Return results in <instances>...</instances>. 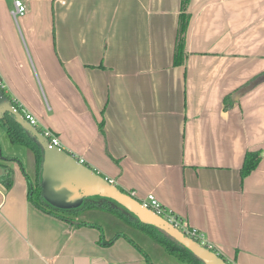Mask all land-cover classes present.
<instances>
[{
    "label": "crops",
    "instance_id": "0c3cea01",
    "mask_svg": "<svg viewBox=\"0 0 264 264\" xmlns=\"http://www.w3.org/2000/svg\"><path fill=\"white\" fill-rule=\"evenodd\" d=\"M15 1L0 0V77L39 126L119 189L154 194L232 264H264V0H191L181 65L182 0H22L16 17ZM248 152L262 160L243 179ZM23 153L0 158L13 172L0 264L161 263L166 251L127 225L79 219L104 212L97 200L72 209L84 225L35 206L42 171Z\"/></svg>",
    "mask_w": 264,
    "mask_h": 264
},
{
    "label": "water",
    "instance_id": "95a60500",
    "mask_svg": "<svg viewBox=\"0 0 264 264\" xmlns=\"http://www.w3.org/2000/svg\"><path fill=\"white\" fill-rule=\"evenodd\" d=\"M7 114L14 116L17 122L37 139L44 150L41 186L43 198L48 205L58 210H72L95 197L108 199L134 214L142 224L164 231L192 251L204 264H229L216 253L187 237L161 216L144 208L139 200L122 192L67 151L50 147L47 138L17 112L9 98L0 91V121ZM2 174L3 170L0 168V175Z\"/></svg>",
    "mask_w": 264,
    "mask_h": 264
},
{
    "label": "trees",
    "instance_id": "16d2710c",
    "mask_svg": "<svg viewBox=\"0 0 264 264\" xmlns=\"http://www.w3.org/2000/svg\"><path fill=\"white\" fill-rule=\"evenodd\" d=\"M190 3H191V0H182V10H181V15H180V20H179V30H178V37H177L175 56H174L175 65H181L182 63H185L186 59L188 58V52L186 50V40H187L189 24L191 21V15L188 13ZM263 80H264V75L258 78L257 82H261ZM0 90L9 98L13 107L17 109V112H19L25 118L20 104L17 102L16 99L12 97L10 93H8L6 84H5V88L0 87ZM0 125L6 128L7 134L11 142L14 145L23 146L31 151V153L35 156L36 163H37L38 170H39V176H41V171L43 169V163H44V150L42 146L40 145V143L37 141V139L33 138L30 135V133L27 132L22 127V125L17 122L15 117L12 116L11 114H7L5 118L2 121H0ZM36 128L43 135L42 128L41 127H36ZM0 149H1V143H0ZM0 158L2 160H5V157L1 153H0ZM9 160H12V159H9ZM261 160H262L261 152H248L246 154L244 166L242 169V178L245 179L253 171H255L257 167L259 166ZM0 168H2L3 170V174L0 175V181H1L0 183L2 184L4 189L8 190L13 186L12 169H6L5 165H3L1 162H0ZM32 185L33 184L31 183L30 190H29V199L39 209L45 212H49L50 214H55V216L62 218L63 220L74 222L78 225L87 224L85 222L75 221L77 219V214H79V211L77 210H58V209H55L49 206L43 198L41 179H39L36 185L34 186ZM120 190L126 194H129V192H126L122 189ZM93 200L98 201V202L95 201V204L97 205L90 204L91 205L90 208L101 209L104 212L114 214L123 223H125L131 230L138 233L139 235L147 236L148 238L153 240L156 244L161 246L169 255L177 258L179 261L187 263V264H204L192 251H190L189 249L181 245L179 242H177L176 240L168 236L164 231L154 226L142 224L134 214L130 213L129 211H127L126 209H124L122 206L118 205L114 201L103 199L100 197H95L93 198ZM95 206H98V208ZM91 226H94V225H91ZM116 236L117 237L124 236L129 242L135 245V247L140 252L144 253L145 256L148 258V255L145 253L142 247L130 235L126 233H123V234L120 233V234H117ZM187 237L193 239L194 241L198 242L205 248L216 253L225 262L232 264L215 247H213L207 241H204L203 239H201L199 236L188 235ZM111 243H112V240L110 242H104V243L102 242V244L106 246L110 245Z\"/></svg>",
    "mask_w": 264,
    "mask_h": 264
},
{
    "label": "built area",
    "instance_id": "2783aa9c",
    "mask_svg": "<svg viewBox=\"0 0 264 264\" xmlns=\"http://www.w3.org/2000/svg\"><path fill=\"white\" fill-rule=\"evenodd\" d=\"M15 6H16V12L14 13L15 17L18 16V15H21V16L25 15V13L27 11V7H26V5L24 4V2L22 0H16L15 1ZM0 87L5 88V83H3L1 78H0ZM20 106L22 108V112H23V114L25 116V119L32 126L40 127L39 126L40 123H39V120L37 119V117L35 115H33L28 109L24 108L22 105H20ZM15 110L17 111V109H15ZM42 131H43V135L46 138H48V142L50 144V147H57V148H59L61 150H64L60 139L56 135H54L51 130H49L48 128H42ZM109 182L114 185L113 181H109ZM129 195H131L133 198H136L134 193H129ZM137 200H139V202L141 203V205L144 208L153 211L157 215H159L162 218H164L165 220H167L175 228L179 229L180 231L182 230V232L186 236H188V235H196V236H199L201 239H203L205 241V239L203 238V236H201V234L199 232H197L196 230L187 228L184 225V222H183L182 219H180L173 212L167 210L163 206V204L156 198V196L154 194H149L144 199H137Z\"/></svg>",
    "mask_w": 264,
    "mask_h": 264
},
{
    "label": "rangeland",
    "instance_id": "374dc122",
    "mask_svg": "<svg viewBox=\"0 0 264 264\" xmlns=\"http://www.w3.org/2000/svg\"><path fill=\"white\" fill-rule=\"evenodd\" d=\"M0 143H1V153L3 154L4 157L5 155H10V154H13V155L17 154L22 157L24 154L23 151H26V148L16 146L11 142L7 134L6 128L2 127L1 125H0ZM15 147L21 150L20 151L12 150ZM79 219L83 221L87 220L90 222H96V223L98 222L99 224L103 223L107 226V228H110L112 232H115V233L118 231L120 232L121 230L125 231L127 228L125 223H123L119 218H117V216L111 213L90 210V211H86L85 213H83L82 217L80 215ZM142 237H144L146 241H149V243H144L143 241L141 242L139 238L137 237L135 238L138 240V242H141V245L146 250H150V247H154L155 250L157 251L156 247H159V251L164 252L163 248L159 246L158 244H156L153 240H151L147 236H142ZM145 244H147V246ZM164 255L167 258L161 256L159 258L161 260L160 264H187V263L179 261L177 258L167 254L166 252H164Z\"/></svg>",
    "mask_w": 264,
    "mask_h": 264
}]
</instances>
